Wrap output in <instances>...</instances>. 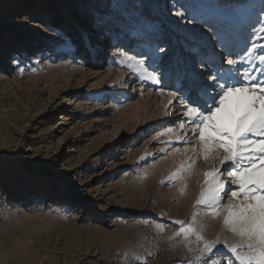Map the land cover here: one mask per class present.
Instances as JSON below:
<instances>
[{"label": "rangeland", "instance_id": "374dc122", "mask_svg": "<svg viewBox=\"0 0 264 264\" xmlns=\"http://www.w3.org/2000/svg\"><path fill=\"white\" fill-rule=\"evenodd\" d=\"M258 37L264 0H0V264H240L224 217L248 201L231 198L222 150L205 160L198 131H181L187 102L168 92L213 83L210 45L239 60ZM214 168L218 216L196 207ZM194 213L219 240L203 256L195 235L172 238Z\"/></svg>", "mask_w": 264, "mask_h": 264}, {"label": "snow or ice", "instance_id": "6c2138e0", "mask_svg": "<svg viewBox=\"0 0 264 264\" xmlns=\"http://www.w3.org/2000/svg\"><path fill=\"white\" fill-rule=\"evenodd\" d=\"M261 48L264 45L253 43L252 48L246 50L247 57L239 60L232 58L239 55L236 53H214V57L219 58L213 63V83L204 84L196 91L182 83L175 91L168 92L171 98L169 105L175 106L176 100L187 102L178 121L181 131L187 128L198 131V137L193 135V139L198 138L201 142L205 160L212 152L222 150L223 157L219 158L217 154L216 158L220 159V165L225 167L232 183L238 184L237 190H230L231 198H238L242 194L248 201L239 205L229 203L224 217V225L241 238L238 244L230 246L240 264H264V80L252 74L253 71L264 74V53L259 51ZM155 53L167 55L161 46L156 47ZM224 56H227L226 60ZM127 59L135 60L131 56ZM246 60L249 66L241 71L238 65L245 64ZM253 61H258V64ZM200 62L205 63L203 58ZM225 63L227 69L223 68ZM136 65L142 70V78L154 84L162 83L163 72L158 76L159 69L149 71L143 59L136 61ZM172 87L176 86L173 84ZM172 131L168 129L169 133ZM177 140L187 143L185 137L178 136ZM221 175L220 168L204 173L205 188L196 202V207L211 208V214L217 216L227 196ZM196 219L194 213L191 217L193 223L177 221L180 228L172 238L183 236L187 241L189 236L195 235L198 242H204L201 249L203 256L211 252L219 240H205L202 229L195 226ZM242 250L244 254H241ZM204 264H209V261L205 259ZM213 264L218 262L214 261Z\"/></svg>", "mask_w": 264, "mask_h": 264}, {"label": "bare ground", "instance_id": "6f19581e", "mask_svg": "<svg viewBox=\"0 0 264 264\" xmlns=\"http://www.w3.org/2000/svg\"><path fill=\"white\" fill-rule=\"evenodd\" d=\"M254 2V1H253ZM89 31H90V28H87L86 29V32H85V41H86V43H88L89 41H90V37H89ZM118 47V46H117ZM117 50V49H116ZM97 51V50H96ZM215 48H214V45L212 44V45H210L209 46V50H208V52H207V54H209V56H210V58H212L214 55V53H215ZM97 53L99 54V51H97ZM97 54V55H98ZM95 120H98V118H95ZM84 210L82 209L81 210V212H83Z\"/></svg>", "mask_w": 264, "mask_h": 264}]
</instances>
